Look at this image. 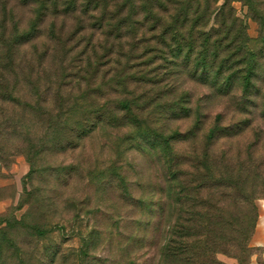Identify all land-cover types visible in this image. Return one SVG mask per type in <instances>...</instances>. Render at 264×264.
Instances as JSON below:
<instances>
[{"label":"rangeland","instance_id":"obj_1","mask_svg":"<svg viewBox=\"0 0 264 264\" xmlns=\"http://www.w3.org/2000/svg\"><path fill=\"white\" fill-rule=\"evenodd\" d=\"M5 1L0 0V36L5 30L1 27L5 12L8 32L15 19L22 20L20 28L32 20V10L22 0H7V11ZM254 1L262 13L264 0ZM199 2L204 6L207 0H193L192 4ZM222 2L212 1L211 6ZM231 5L234 13L226 14L227 21L242 25L247 34L242 37H247V48L255 56L246 91L247 67L241 60L247 50L239 52L243 40L235 38L236 28L228 36H212L207 43L202 37L196 38L191 51L189 46L179 51L174 39L160 40L163 48L167 46L163 51L159 44L155 46L150 31L142 40H128L117 54L93 52V60L101 57L103 64L96 81L93 68L87 73L81 71L80 59L66 64L59 60L71 47V57L84 48L83 57L88 56L101 32L90 20L79 26L76 18H48L42 34L18 50L13 66L0 47V76H8L15 85L14 93L23 102L32 103L18 106L0 101V152H5L0 159V264H87L81 255L86 242H91L86 250L88 259L94 260L92 264H158L162 241L151 238V226H146L150 213L159 202L166 204L164 198L174 191L196 198L197 192L191 187L200 181L190 179L188 184L187 175L196 170L202 157L240 155L239 160L247 163L248 152H253L264 167V20L255 18V12L243 0L231 1ZM12 10L13 15L9 14ZM213 21L214 15L209 18V26ZM53 28L56 36L52 39L49 30ZM68 35L72 40L66 42ZM57 36L62 40L56 41ZM200 49L209 51L206 63L201 61ZM21 67L27 73L33 70V80L39 79L42 86L51 82L61 85L65 94L61 105L50 98L36 104V95L23 83L28 79ZM106 70L119 72L118 84H110L111 74L104 78ZM90 90L95 93L88 95ZM119 98H128L138 106L135 110L145 120L142 128H148L147 135L136 137L138 127L130 124L101 123L81 137H72L67 126L56 133L47 127L48 106L80 126L86 123L89 114L83 111L91 109L87 108L91 104L108 100L112 105ZM75 102L78 105L68 113ZM95 104L92 108L98 106ZM243 104V110H238ZM149 127L181 134L174 146L184 154L182 167L154 144ZM213 128L216 136L210 138ZM68 140L75 142L68 145ZM31 146L40 149L33 175L22 151ZM174 171L184 175L170 181ZM122 173L127 181L124 185L117 175ZM262 200L257 201L259 210ZM37 226L47 232L39 233ZM250 243L253 254L248 264L255 255L263 264L254 236ZM219 258L236 263L223 254Z\"/></svg>","mask_w":264,"mask_h":264},{"label":"trees","instance_id":"obj_2","mask_svg":"<svg viewBox=\"0 0 264 264\" xmlns=\"http://www.w3.org/2000/svg\"><path fill=\"white\" fill-rule=\"evenodd\" d=\"M212 1L218 3L219 0H207L204 6L201 2L193 5V0H22V3L32 10V20L27 27L20 28L22 20L15 19L12 29L8 32L6 30L8 14L5 12L1 22V27L5 30L0 36V47L4 51L7 62L13 66L18 50L42 34V26L49 20L48 18L58 16L76 18L79 26L85 25L86 21L90 20L92 25L98 28L97 31L101 32L91 45L88 56L83 57L86 54L84 48L78 52L77 56L71 57L74 50L71 47L62 52V57L59 60L66 64L80 59L81 71L87 73L89 69L93 68L92 78L96 81L100 76V66L103 64H101V57H96L97 61L93 60V52L97 53L103 50L107 55L117 54L118 48H124L128 40H142L150 31L153 32L154 37L152 38L155 39L157 47L160 45V40L174 39L179 44V51H184V46H189L191 51L195 48L196 38L202 37L204 38L203 42L207 43L212 36H228L236 28L235 38L240 37L243 40L239 44V52L247 50L243 52L245 55L241 60L247 67L243 85L244 91H246L250 87L255 58L247 48V37L246 39L242 37L247 35L246 31L242 25L237 26V21L233 23L227 21L226 14H232L234 7L231 5V1L234 0H223L219 6L214 8L211 6ZM243 1L255 12V18L264 20V11L261 13L260 9L258 10L254 0ZM9 4L10 2L6 0L5 11ZM13 7L11 6V9ZM13 11L9 14L13 15ZM212 15H214V24L209 26V18ZM234 18L237 19L235 16ZM54 30V28L49 30L52 39L56 36ZM55 40L60 41L62 38L57 36ZM71 40L72 38L68 35L64 41ZM186 42L187 44H184ZM78 45L79 42L76 46ZM159 47L163 51L167 49V46L163 48L160 45ZM157 49L155 48L156 51H158ZM200 51L201 61L204 60L206 63L209 51L207 49H200ZM153 52L155 53L154 50ZM247 55L251 56L247 57ZM17 67L20 69V66ZM21 71L28 79L23 80V83L29 85L30 90L37 97L36 104L41 105V101L50 98L53 103L58 102L59 105L60 102L61 105L62 97L65 96L61 85L51 82L42 86L38 82L39 79L33 80V70L27 73L21 67ZM110 74L112 76L110 84H118V78L121 76L119 72L106 70L104 78ZM52 83L53 85H51ZM91 91L88 95L95 93ZM14 92L15 85L10 82L9 77L0 76V101L18 106L23 104L32 106V103L23 102L20 96ZM68 95L73 96L71 93ZM93 104L87 107L91 109L83 111L84 114L88 112L89 116L85 119L86 123L80 126L75 125L73 123L75 121L69 120L68 116L64 118L62 114H58L57 108L48 106L47 127L56 133L67 126L72 137H81L87 135L101 123L113 126L130 124L133 127H138L136 137L147 135L149 130L142 128L145 120L136 112L134 101H130L128 98H119L110 105L107 100L103 103H96L95 105L98 106L93 107L97 108L96 110H93ZM76 105L78 104L75 102L68 113L76 108ZM244 106L245 104L239 105L237 108L243 110ZM262 109L263 106L260 110L263 111ZM14 117L11 118L14 119ZM218 117H221V114ZM7 125H10V121L7 122ZM16 126L13 124V127ZM149 129L154 144L157 143V146L164 149L165 153L171 156L172 162L177 159L182 167L181 159L184 154L179 153L174 146L181 139V134L177 131L165 133L162 130H153L151 127ZM48 131L50 132V130ZM2 133L1 131L0 137L3 135ZM209 136L210 138L216 136L215 128L210 131ZM73 141L75 142V140H68V145H72ZM31 147L22 151L30 164V174L33 175L36 170V157L40 149ZM253 154V152H248L247 158L250 159L247 162L248 166L246 162L239 160L240 155L221 154L216 158L202 157L196 170L187 175L190 177L187 179L188 184L191 183L190 179L192 182L200 181L191 187L197 192L196 198L188 195L183 196L181 192L174 191L170 197L164 198L168 200L166 204L159 202L157 205L156 203L157 206L150 213V223L147 222L146 226H151V238L156 237L162 241L158 264H228L219 258V254L235 259V264H248L253 254L250 242L255 234L260 214L257 201L264 199V167ZM1 155H5L4 150L0 152V159ZM193 158L198 157L194 156ZM117 175L121 185L127 184L126 176L123 173ZM180 175L182 177L184 174L178 175L174 171L170 181L177 179ZM168 190L172 191V188ZM189 207L192 209L186 210ZM143 215L139 218H142ZM137 223L140 224V221ZM162 223L164 227L161 230ZM37 229L41 231L39 233L47 232L38 226ZM95 232V230L92 231L93 234ZM90 243L86 242L85 250L81 251L87 264L94 262V260L88 259L89 254L86 250ZM1 250L2 247H0Z\"/></svg>","mask_w":264,"mask_h":264},{"label":"crops","instance_id":"obj_3","mask_svg":"<svg viewBox=\"0 0 264 264\" xmlns=\"http://www.w3.org/2000/svg\"><path fill=\"white\" fill-rule=\"evenodd\" d=\"M261 208L259 210V220L257 223L255 235H254V246L261 249V254L264 260V200L260 201ZM250 264H261L256 260V255L252 258ZM264 264V263H263Z\"/></svg>","mask_w":264,"mask_h":264}]
</instances>
